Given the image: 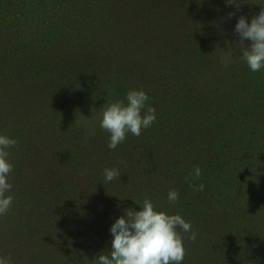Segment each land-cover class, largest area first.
I'll return each instance as SVG.
<instances>
[{
	"label": "rangeland",
	"instance_id": "rangeland-1",
	"mask_svg": "<svg viewBox=\"0 0 264 264\" xmlns=\"http://www.w3.org/2000/svg\"><path fill=\"white\" fill-rule=\"evenodd\" d=\"M237 2L0 0V135L17 141L0 255L95 264L147 197L196 233H181L182 264H264V69L250 71L234 31L264 0ZM131 89L156 121L109 149L102 107Z\"/></svg>",
	"mask_w": 264,
	"mask_h": 264
},
{
	"label": "clouds",
	"instance_id": "clouds-1",
	"mask_svg": "<svg viewBox=\"0 0 264 264\" xmlns=\"http://www.w3.org/2000/svg\"><path fill=\"white\" fill-rule=\"evenodd\" d=\"M228 5H234L237 10L240 3L237 0H226ZM234 13H229L230 20ZM239 37L241 59L250 71L259 72L264 69V7L249 23L244 16L239 17L235 29ZM221 61L225 65L232 62L230 51L221 53ZM148 95L143 90L131 89L126 93L125 101L107 102L100 114V128L109 133V149H116L131 133L139 137L142 130L148 129L156 121V109L148 106ZM83 118L85 124H93L92 119ZM17 141L5 135H0V217L6 216L13 205V196L6 195L12 189L8 182L13 170L9 162L8 149L16 146ZM123 163V162H121ZM202 172L199 167L193 171V178L199 179ZM105 182H112L120 177L118 168L103 170ZM186 179H188L186 177ZM203 183L195 186L196 191H203ZM168 200L175 203L179 200L176 190L168 192ZM123 200V199H121ZM140 211L125 210V214L110 227L113 237L111 249L98 255L95 264H182L186 255L184 236L195 240L196 233L192 231L189 222L179 214H168L156 210L149 198L143 200ZM0 264H12L11 256L0 255Z\"/></svg>",
	"mask_w": 264,
	"mask_h": 264
}]
</instances>
